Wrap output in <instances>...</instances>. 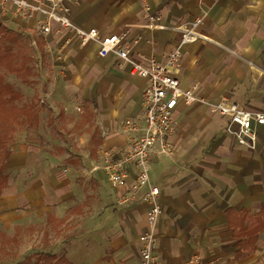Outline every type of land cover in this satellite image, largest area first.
I'll list each match as a JSON object with an SVG mask.
<instances>
[{
	"label": "crops",
	"instance_id": "1",
	"mask_svg": "<svg viewBox=\"0 0 264 264\" xmlns=\"http://www.w3.org/2000/svg\"><path fill=\"white\" fill-rule=\"evenodd\" d=\"M69 3L75 22L94 26L102 35L126 32L123 46L135 61L153 57L163 62L179 47L172 74L181 88H195L207 101L264 113V0ZM200 9L206 16L198 30L209 40L180 46V34L142 28L149 15L175 26L191 22ZM39 20L19 16L10 4L0 13V25L30 41ZM64 37L71 44L58 59ZM31 49L43 70L38 77L33 72L32 86L23 84L32 94L22 101L37 96L38 123L14 136L5 170L8 186L0 197V231L17 245L11 232L21 229L24 240L41 225L44 252L65 255L71 264H140L145 189L135 196L130 190L133 168L124 187L112 188L101 164L104 151L124 153L139 135L123 129L128 119L140 125L147 80L131 75L130 67L113 55L98 57L96 44L78 47L69 32L52 37L49 52L42 48L44 64L40 47ZM173 120L172 155L152 157L149 164L162 208L158 264H185L195 255L216 264H264V230L255 252L233 261L236 240L224 217L227 209L255 217L264 206V126L257 129V148L251 151L226 132L228 118L199 103L179 105ZM122 196L129 201L118 205ZM67 236L68 244L62 245Z\"/></svg>",
	"mask_w": 264,
	"mask_h": 264
},
{
	"label": "built area",
	"instance_id": "2",
	"mask_svg": "<svg viewBox=\"0 0 264 264\" xmlns=\"http://www.w3.org/2000/svg\"><path fill=\"white\" fill-rule=\"evenodd\" d=\"M69 1L77 2V0H0V13H4L10 4L14 12L23 18H40L36 38L30 41L34 49H37L42 41L44 52H49V40L69 32L76 39L78 47L85 48L90 44H96L98 57L105 58L113 55L130 67L131 75L147 80L148 84L141 97L140 125L128 119L123 129L125 133L138 132L139 135L132 138L129 149L124 153L104 151L101 169L112 188L124 187L127 176L131 174L130 169H134V181L130 190L135 196L136 193L145 189L142 201L147 206L146 225L138 235L140 264H158L155 245L162 208L159 202L160 190L150 182L149 164L152 157L172 155L169 137L174 131L173 116L177 107L199 103L213 113L228 118L226 132L251 151L257 148V129L264 126V113L245 110L237 104L224 100L207 101L197 95L195 88H181L178 79L172 74V69L179 59V47L171 51L163 62L153 57L135 61L131 58L130 49L123 46L126 32L102 35L94 26L75 22L72 19ZM205 16L206 11L200 9L191 22L169 26L162 24L159 16L149 15L142 28L167 30L180 34V46H182L199 39L209 40L198 30ZM70 44L71 38L64 37L59 40L58 59H61V53ZM60 68L63 69V66L60 65ZM76 111L80 112V109L76 108ZM128 201V197L122 196L117 204L121 205ZM185 264H216V260L195 255Z\"/></svg>",
	"mask_w": 264,
	"mask_h": 264
},
{
	"label": "trees",
	"instance_id": "3",
	"mask_svg": "<svg viewBox=\"0 0 264 264\" xmlns=\"http://www.w3.org/2000/svg\"><path fill=\"white\" fill-rule=\"evenodd\" d=\"M42 64L46 57L42 52L43 42L39 43ZM31 57L21 43V35L3 25H0V68L6 73L14 75L20 83L32 86L34 81L31 68ZM4 75L0 74V197L8 186V176L5 173L7 161L11 155L10 144L15 134L26 127H35L38 123L37 96L24 102L23 95L13 85L5 82ZM224 217L233 232L236 240L233 261H240L256 250L258 234L264 230V206L255 217L248 216L243 211L227 209ZM14 239H6L0 231V245L4 247L14 244ZM15 264H71L65 255H56L50 252H37L27 256Z\"/></svg>",
	"mask_w": 264,
	"mask_h": 264
},
{
	"label": "rangeland",
	"instance_id": "4",
	"mask_svg": "<svg viewBox=\"0 0 264 264\" xmlns=\"http://www.w3.org/2000/svg\"><path fill=\"white\" fill-rule=\"evenodd\" d=\"M30 38L29 37H21V43L24 46L25 51L31 55L32 57V67L34 72V77H38L42 74L43 68L41 67V61L39 54L36 52H33L31 47L29 46ZM0 74L4 75L5 82L10 83L14 86V88L20 92H22L25 99L23 101H26L30 98V95L32 94L31 90H28L22 83L19 82V80L12 74L6 73L2 68H0ZM21 102L24 103V102ZM15 142H12L10 144V148L12 149L15 145ZM254 151V150H253ZM11 178V177H10ZM117 205V204H116ZM41 231L42 226L39 225L36 227L35 231L28 232V238H25L24 240L22 237V231L21 229H18L15 232V235L11 232L9 234L10 239L12 236L17 238L19 240L18 244H9L4 247H1L0 245V264H15L17 262L22 261L27 256H30L33 253L37 252H44L46 250L47 244L42 242L39 243V237H41ZM27 237V236H26ZM69 237L63 239L64 242H61L62 245L68 244L66 240H68ZM61 254V252L59 253Z\"/></svg>",
	"mask_w": 264,
	"mask_h": 264
}]
</instances>
